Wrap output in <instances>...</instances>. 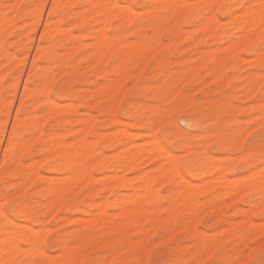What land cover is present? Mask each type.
I'll use <instances>...</instances> for the list:
<instances>
[{
    "label": "rangeland",
    "instance_id": "1",
    "mask_svg": "<svg viewBox=\"0 0 264 264\" xmlns=\"http://www.w3.org/2000/svg\"><path fill=\"white\" fill-rule=\"evenodd\" d=\"M13 1L14 2L16 1V3L14 4ZM50 1L51 0L47 1L46 6L43 10L44 11L42 13L43 15H41L42 19L40 18V22L38 24L39 28H36V30H34L31 27H35L36 23L35 25L32 24L33 25L32 26L31 22L34 23L35 21V19L33 18L35 14L33 8L34 10L37 9L36 7L39 5L38 0H21L20 2L19 0H0L1 18L4 15L3 13L8 11V9L4 7V5L9 4L10 6H20V5L33 6L32 8L24 7L19 9L18 14H17V9L14 7L12 9L13 15L11 16V17H15L14 20L11 17H9V19H11V22H9L10 20H8L7 24L2 22L3 19L0 20L4 26L3 27L0 24V28H1L0 39H3V43L2 41H0L2 43V45L0 43L1 45L0 46L1 47L0 79L3 77L0 80L1 83L0 100L4 97L0 101V107H1L0 131L1 130L4 131L3 133L4 136H2L3 139L2 138L0 139L1 140L0 158L3 152L2 150L4 149L3 147L5 146L6 143L5 141L9 134L8 131H10L9 129L11 128V124H12L11 122L13 121L14 118L13 114L15 115L16 113L15 110H17L18 107V102L20 100L19 95L21 96V92L23 88L22 85L25 84V81L27 80L29 82V87L33 90V93L31 96L29 95L26 97H22L23 100L21 99L22 101L20 103V113L24 121V128H22L21 131V133L23 132L22 133L23 137H21L20 135L19 140L20 142L21 140L22 141L25 140L27 143L29 142L30 144H29V148L27 147V149H22L21 151L22 153H20L21 154L20 156L22 163L30 164L33 162V164L36 167H39L40 172H42L43 174V178H39L33 182L30 181L28 187H26L28 183H25L27 185H24L25 187H23L22 189L21 187L23 186V184L21 185L20 183L21 185L20 186L18 185L17 182L20 180L22 181L25 180L26 182V179L21 177L19 167L18 166L15 167L16 163H14V165L13 163L10 165L2 164V162L0 163V174L1 175L3 174L2 177L0 176L1 177L0 203L1 202L3 203V200L5 198L10 200L14 199L16 202V213L9 212L7 214V219L9 221L13 220L14 223L11 222L4 224L5 216L0 215V227L4 228L5 230L12 231L14 228H17L16 224L18 223V225L22 227V229L28 230L29 226L26 227L24 225L29 224L30 227L33 228L32 230H34V232H36L37 228L39 231L41 227L42 231L44 232L47 231L58 232L61 236L64 237L69 236V234H71L73 237H76V234L79 233L77 231L80 230L82 233H86L90 235V237L82 243L87 249L89 248L88 249L89 252H94L96 250L101 249L102 246L107 245L108 246L107 251L111 253L112 245H116V247H120V245L122 244L123 248H121L120 250L126 252L129 260H135L137 257H140L141 256L140 247L145 245L150 239L156 240L157 243H159L160 240L168 241L171 239L175 244L178 245V247L176 248L177 255L184 256L192 260H195V257L197 256L193 254L194 253L193 251L195 250L196 242H198V240L200 239L203 240L204 242H208L209 245L214 241L210 246L213 248V250L215 248H220L223 258L228 261L238 259L241 255V252L245 249L247 245H254L255 249H258L261 244H264V239H261V236L264 235V232L261 231L262 229H264V208H262V205L264 204L260 200L261 192L260 190H257L259 188H256L254 186L256 184L255 182L260 183L259 180V173L261 171V168L259 167L260 161L256 160L252 164L244 165L242 163L243 157L240 158V156L238 155V149L236 148V147L239 148V146L235 143L230 146L226 144L225 145L220 144V146L218 147L219 144L216 141L212 142L211 140L208 141L206 145L203 146V148L202 146H200L202 142L201 137L203 136L204 133L202 131H204V129L207 127H212L216 125L213 119L219 120L222 117L226 119V122L221 126V128H224V132L228 136L226 138L228 140L230 139L233 140L234 137L239 135V131L242 127V124L246 123V121H241L240 119L241 116L251 117V119L253 120H257L260 118V113L258 111L259 108L258 103L257 104L252 103V98L254 96L256 97L257 101L259 100L258 92L260 89V84L264 83V81L261 80V73H260L258 60L254 58L250 53L241 51V49L244 47L243 45L244 42L239 50V53L237 52L239 55L238 54L237 56L234 55L235 58H229V56L228 58H226L227 57L226 54H228L226 53L227 52L226 46L233 41L242 40L240 35L241 31L238 28H236L235 25L236 23H234V20L236 18L238 20L239 18H241L240 16L242 12L239 11V8L237 7L235 9L230 10L236 12V15H228V13H225L224 15L218 16L217 19L219 21V24L216 22L217 28H215L213 31L215 32V34H211L209 31L201 29L202 23L199 21H192L191 23H183L185 18L182 20L176 19V21H174V17H166V16L162 18L154 17L155 10L150 9L149 12L148 11L149 8L144 7L145 5H152L153 0H129V5L135 4V7L132 8L133 13L130 12L129 17L131 19L125 21L127 23L123 25V23L121 22H123L124 20L123 19L121 20L119 18L121 20V22L119 21L120 22L119 23L117 21V18L119 17V15L122 16V13L120 11H116L114 15V17L116 18H113L114 21L113 20L111 21V27L112 29H114V31L112 29L111 31L107 30L108 35L105 37L104 35L105 28L101 24L102 17L101 15L92 12L93 7L89 5L91 4L90 3L91 0L89 1L72 0V3L68 2L69 0L68 1L58 0L60 3H63L61 4L62 6H60V8L56 9L55 11H51V12L47 8L49 7ZM122 2L123 1L121 0L120 3L122 4ZM181 2L183 4L185 3L203 4L204 0H200V1L181 0ZM241 2L243 5H246L248 8L250 7L260 8V6L264 4V1L262 3V0L261 3L260 0L259 1L223 0L222 2H220V4H234L239 6L241 5L240 4ZM66 4L67 5L69 4L70 7L66 6ZM220 4L218 5L216 4V5L219 6ZM247 7L245 8L246 10L248 9ZM76 10L78 11L76 12ZM214 10L215 9H213L212 13L215 12L214 15H216V10L215 11ZM2 11L5 12L2 13ZM74 11L75 13H77L76 17L72 16V12ZM153 11L154 14L152 13ZM81 13L84 14L83 16L81 15L82 18L81 21L79 22L77 18H79L78 15L80 16ZM149 15L150 16L154 15V16L152 18L151 17L147 18L146 16L149 17ZM99 17H101L100 20H98ZM129 17L127 19H129ZM45 19L46 22L44 23ZM27 20L31 21L28 22V25H30L31 27L30 26L28 27L27 22H25ZM58 20L60 21L59 25H61V27L63 28L64 33L63 32L61 33V30L60 32L56 31L57 33L55 32V36H53V34L51 35L50 33V28L55 26V23H58ZM149 20H150V27L149 24L147 26V22L149 23ZM12 22L13 24L11 25L10 23ZM42 23L44 24V26L42 25ZM117 23H119L120 25L119 24L117 25ZM151 24L153 25V29L155 26L156 31L151 28L152 27ZM115 25L116 27H114ZM64 27L66 28L64 29ZM148 27L153 30L152 33L153 38L151 34H149L151 33L152 30L149 31ZM42 29L43 31L41 32ZM67 29L69 30L66 38L65 32L67 31ZM7 30L8 32L16 33L15 39H6L8 35ZM28 30L30 31L28 32ZM144 30H146V32H143ZM253 30H250L252 31L251 33L254 32ZM101 31L105 37V38L103 37L102 39V35H101V40L102 41L110 40L112 44L111 48L115 46L116 48L115 47L113 48L117 49L118 46L119 49L116 50L115 52L113 50L112 54H109L110 56L108 60L105 61V63H102V61L104 60V56H106V53L100 57L99 62L96 63L95 61L94 64V62H90V61H93L94 59L96 60L97 58L93 59V57L90 56V58H92L93 60H90L89 58L90 60L89 61L87 60V58L83 59L82 55L85 54L84 53L85 51L88 52L89 50L91 52V49L93 47V41H95L96 38L95 35L98 33L97 36H99L101 34ZM194 31H196L197 37H194L195 34ZM2 32L4 33L2 34ZM161 32L164 33L171 32L173 33V36L171 39L164 37L165 42L163 44H160ZM189 32L191 34L194 33L192 36L194 38L189 36L190 34ZM58 33L59 34L61 33L62 36L61 35L59 36ZM77 34H80L81 36L80 35L77 36ZM82 34H84L83 37ZM143 34H145V36ZM2 35H4L5 37ZM149 35L153 40L149 37ZM259 35L260 32L257 35H255L254 33L252 38L255 39ZM147 37L151 39L150 40L151 44L150 43H149L150 45L148 44L150 48L149 49L147 48L148 51L145 49L147 55L143 56L142 54L139 55L138 57L136 56L137 59L133 58L134 60H132L130 66H128L129 65L128 61L130 60L126 59L127 60L126 63V60H124V58L123 59L120 58L119 56V55H122V57L124 56V52L122 50H125L124 48L127 47L123 44V41L127 42L130 40L132 41L133 39L140 41L142 39H145L144 41L147 42L148 41ZM217 38H220L221 41H219V39ZM81 39L83 45L82 47H81V43H79V41L81 42ZM32 40H34L33 43H31ZM36 42H38V45H42V47L41 46L39 47V50H41L40 52L42 53L38 54L39 58H37V62H36L38 66L34 69V71L33 70L30 71L31 73L28 74L29 72L28 67L30 66L29 63L30 60L32 61L31 58H33L34 55L33 51H35L34 49L36 48ZM78 45H80V47ZM43 46H45V49ZM224 47L226 50H224ZM29 48H31V50ZM3 51L7 52V54L11 56H7L6 54L3 55L5 53V52L3 53ZM153 51L155 52L153 53ZM150 53L153 55H151L147 60ZM213 53H215L216 56L219 55L220 58H223L225 60V61L221 60L224 63L223 67L229 65L226 67V69L224 67L225 70H223L227 72L223 73L222 71L221 78L218 79H214L212 75L208 72L210 70L209 68H211L209 66H212V64L214 65L215 63L211 60H208L207 63L206 62L207 59H205V55H212ZM26 55L27 57L25 58ZM146 56L147 58L144 60ZM63 57L65 59H63ZM199 57L201 59L204 58L205 60L204 59L203 60L205 62L199 59ZM8 58H10V60H7ZM22 60H26V61H22ZM122 62L126 63L125 65L129 69V72L127 73V75L124 74V77L120 78L121 76L120 75L118 78L119 73L117 71L119 70L118 68L121 67ZM142 62H144L145 65H142L144 64ZM191 63H193V65L197 64V66L196 65L193 66L192 70H189L186 73V70L184 69H186L187 66ZM99 65H101L102 67H100ZM140 65L142 67L139 70ZM46 67L47 68L49 67L48 70L46 69ZM99 70H101V72ZM162 70L164 72L167 71V74L169 75L168 80H166L165 82L162 81ZM51 71H52L51 74L52 77L48 76L50 75ZM120 74H122V72ZM187 74L188 76L189 75L190 76L189 77L186 76ZM248 75L249 77L250 76L253 77V80L249 82V86L246 85L244 82V78L246 76L248 77ZM185 76L188 78L185 79ZM17 78L21 80L20 82L21 86L19 83L18 85L19 87H16L17 89L15 90L13 83L14 81L17 80ZM116 80H118V85L116 84L117 87L116 86H115L116 88L113 87L115 88L113 90L111 88V90L113 91V92L111 91L112 95L110 92H109L110 95L106 93L108 96H106V94H103L104 97L102 99H101L102 94L101 96L95 95L96 93L94 92L96 89L108 91L110 87L107 86L109 84L113 86V84L116 83ZM41 81H44L45 83ZM42 84L43 85L45 84L46 86L45 85L43 86ZM48 84H49V89H47ZM156 87L158 88L157 90L155 89ZM122 89L123 91L121 92ZM91 92H93L94 94ZM120 92L122 93L121 95ZM47 95H49L50 99L56 102L59 106L56 105L53 111L48 115V117H46L45 120L42 121L41 119L45 117L44 112L47 104L46 103ZM177 95H183L185 97L186 102L183 105H181L180 108L173 109L169 107V102H171L174 99V97H176ZM12 97L16 99V102L14 99L13 101L14 106H12L11 107L12 110L10 109L9 111L10 119L8 118V120L10 122L7 120V123L4 124L3 120H5L7 115L6 108H4V102L10 100V98ZM117 97H119V100H117L118 99ZM193 97H198V99L193 100ZM128 101L131 102L128 103ZM224 102L225 103L227 102L231 105V113L226 116L223 114V106L225 105ZM72 103H74L75 106ZM63 104H65V106ZM116 104L117 107H115ZM139 104H142L147 109H150V115L154 117V119H152V122H154V124L151 123V125L152 128L156 129V130L153 129L155 130V132H157V128H159L161 125L174 129V131H172L168 135L169 140H164V144L166 145L167 149H169V151L172 154L176 155V157L178 158L180 170L181 172H183L182 174L186 176L185 177L186 181L192 184L194 190H197L198 188L197 185H200L202 181L204 183V181L207 180L208 178L212 179V177L214 178V176H216V174H208V173L207 174L200 173L196 176H190L188 172L185 170V167H183L182 161H184L186 157L191 156L192 161L195 163L198 156L197 152L203 150L205 156L213 155V158L215 159L217 157L216 161H214L215 159L213 160V164L215 167L212 166L210 167L212 171L217 170L219 168V165L217 166L216 164L217 162L218 164L220 163L222 164L220 165V167L221 166L223 167V164H225L224 166L230 169V170L227 169L228 170L227 178L229 179L228 182H230V184L229 183L228 184L231 185L233 188L242 189V192L239 195L240 198L238 197L237 199L236 197L235 199V196L233 194H230L228 192H226L227 194L224 193V191H226V188L224 189L223 188L224 186L221 185L215 187L213 194H210L208 190L206 191L204 190L202 192L198 191L194 193L195 195L193 194V197H196L197 199V203L194 206L195 223L192 218L188 219V217L181 212L184 206L183 204L182 206L181 204H179L178 206V208H180V210L178 211L179 214L177 213L176 216H174L175 218L173 217L172 220V218H170L168 215L169 211L166 206L172 202L173 204L175 202H176L175 204H177V200H175V198L179 199L178 203H180L181 198L184 194L183 190L185 187L184 184L186 182L185 181L178 182L173 178L168 179L167 177H165V175H163L161 166L168 165V163L165 162L164 158H163L164 161L161 158H152L150 160L143 159L138 163V166L135 169L125 172L124 175L127 180L131 181L133 177L136 176V174L138 175L143 171H145L146 174H148L151 177L152 185L150 188L151 190L153 189L152 191H154V195H158V194L160 195L157 196V199L155 196L154 199L155 201L150 203V208H152L151 206H154V208H152L149 212H147L148 214L147 213L143 214L141 211L135 209H131V211H129V216L133 220L132 225L128 223V226L123 231L120 237V235L118 234L119 232L114 231L115 229L113 230L114 225L120 221V218L116 217V213L119 212V210H122L123 208L129 209V207L131 208L132 205L127 203L125 200H122L117 205V203L115 202V198L116 199L119 197L125 198L127 194H130L132 192V190L115 189L110 191V189L106 187L111 182L117 179V178H112V179L109 178L108 175L109 174L111 175L112 173H114V171L110 169L109 167L110 163L107 162L108 161L110 162L112 160V157L116 153L126 148L131 139H133L134 141L136 140V143L138 142L139 145L140 144L142 145L143 143L145 144L144 142L145 140H148L150 138L148 133V125H147L148 122L139 123L140 112L135 108ZM68 105L69 106L72 105L74 108L73 107L68 108ZM190 105L192 106L191 108ZM161 108H165L169 112V119L166 120L165 122H162L163 119L162 121H160L161 118L159 116L160 115L159 111ZM254 109H257V114L255 116H252V112ZM114 111L116 113L115 115L118 116L117 118H119L120 121L122 120V122L116 120L117 118L113 114ZM198 111L200 114H198ZM182 112L184 113L183 116L185 115L192 116L198 114L199 124L196 127H186L183 121L181 120V117H183L181 116ZM209 115H213V118H211ZM71 117L76 122L75 121L71 122L72 120ZM90 117L93 118L90 120L93 121L92 122L93 127L94 129H96L98 136L101 139V142H103L102 144L106 143V145H103V152L107 154L108 157L105 154L104 155L108 159H105L104 161L105 163L102 165L100 169L98 168L96 169V167L94 166L92 167L91 172L94 175V179L91 183L89 182L85 188L78 187L77 190L75 187L72 189L75 192H72L73 194L70 195L72 201L71 204L67 206H62L63 208L60 207L58 209L51 208V209L43 210L44 207L41 206L43 204L42 201L47 200L46 197L44 196V190H45L44 187H46L45 181H47L49 177L52 178L55 177L56 175H57L56 177L66 176L68 171L64 170L57 172L51 169L52 167L51 162L48 163L49 165L48 164L43 165L41 161L42 158L44 157V155H46V152L48 153V151L50 150L52 141L54 142L57 140L60 141L64 140L66 142L69 141L72 142L77 136V132L75 134L73 133L69 134L70 130L72 131L74 129L76 130L81 128L83 126L82 124L83 122H81L82 119L84 122H87ZM177 117L180 118L179 121L177 120ZM77 118L79 121L76 120ZM86 118L88 119L87 121H85ZM34 119L36 120L39 119V121L41 120L42 123L40 127L39 124L32 125V120ZM125 122L129 124V128L130 131H132V133L140 132L139 133L140 136L138 135V133L135 134L136 136L133 137L130 136L131 134L128 135L127 133H125L126 136L123 135L124 133H122L119 130L121 127L124 126ZM71 123L72 124L75 123V124L72 125ZM40 128L43 132L41 131L39 134L37 132L38 129ZM229 133L232 136H229L228 135ZM53 134H57L58 136ZM85 136L87 137L88 140L90 139L92 140L94 138L92 137L93 134L91 130H88ZM182 137L183 138L185 137V139L187 138L186 140L188 141L189 146H194L196 148L197 151L194 152L195 154L190 153V151L188 152L189 148L182 146L181 144ZM177 138L179 139L177 140ZM110 139H113L112 140L113 145ZM207 144H209L210 146L209 145L207 146ZM136 147H138V144ZM29 150L31 152H28ZM205 151L210 153L211 155L206 154ZM112 154L113 156H111ZM228 156L231 158L230 160L227 159ZM221 157L222 159L218 160ZM228 162L229 163L231 162L230 163L231 165ZM10 166L12 167L10 168ZM7 168L13 170H9L8 172ZM252 169H254V171H252ZM4 170H6L7 172ZM145 172H143V174ZM117 173L118 175L119 174L122 175V171L120 170L117 171ZM239 177L240 180L241 178H243L244 182L243 179L240 182L239 181L237 182L236 178L239 179ZM253 177L256 178V181L254 183H251V186H248L250 179ZM214 180L215 179H213V181ZM240 183L246 185L244 186L242 184L243 185L242 186ZM137 184L138 183L134 184V186L135 185L137 186ZM247 187H249L250 190H252L253 188V190L250 191L249 189H246ZM254 187L256 188L257 191L254 190L255 189ZM17 191L20 192L18 193ZM121 191L123 192V194H119L122 193ZM216 192L217 194H215ZM9 193L11 195H8ZM173 196H174V200L172 199ZM209 197L212 200H210ZM101 199L108 201L107 210L108 213L110 214L109 219L106 222L110 230L106 234H100L99 232L102 230L100 228L95 227L94 230L93 229L91 230L92 227L88 226V223L90 221H98L100 218L101 208H102L100 203L103 201ZM39 201H41L42 204ZM92 203H94L95 205ZM235 205L237 206L234 207ZM27 206L29 207L27 208ZM155 206L157 207L159 206L158 218L155 217V215L157 214V208ZM34 208H36V210L32 211V209ZM39 211H41V213ZM238 212L241 213L238 214ZM250 212L252 213L249 216ZM245 213L251 218L250 220L252 221V224L250 223L249 225L248 221L242 220L243 216L246 215ZM253 213H255V215H253ZM27 215H29V218L25 219L28 217ZM20 227H18V229ZM247 227H249V230L255 229V231H250L251 236L250 238L248 237L249 239H245V238L243 239L241 238L242 233L244 228L246 229ZM200 230L202 232L204 231L205 233L202 232L200 233ZM162 232H166V235H161ZM126 233L128 234L126 235ZM197 233L203 234L201 235L203 238L201 236L195 237L199 235V234L197 235ZM228 234L231 235L228 236ZM158 236L159 239H157ZM257 241H259V243H256ZM128 242H129L128 244L129 246L126 244ZM21 245H22L21 248L23 247L22 248L23 250L26 249L24 250V252L25 251L28 252L27 246L29 245L23 242L21 243ZM0 247L3 248V246L1 245ZM2 248L0 250H2ZM15 251L16 249L13 250V252ZM252 251H254L253 248H248V252H252ZM45 252L47 254L46 257L48 258L50 257L53 258L54 253L55 255L59 253L58 251L52 248H46ZM5 254L7 255V253L3 251L1 256H5ZM14 258L16 262L18 261L20 264H25L26 262L25 261L26 258L21 253L18 254L17 252L14 255ZM249 258L250 257L248 256V254L245 253L243 259L248 260ZM37 259L38 258L34 256L33 259L34 262L37 261ZM99 259H107L110 261L112 259V255H107V256L102 255L99 257Z\"/></svg>",
    "mask_w": 264,
    "mask_h": 264
},
{
    "label": "bare ground",
    "instance_id": "2",
    "mask_svg": "<svg viewBox=\"0 0 264 264\" xmlns=\"http://www.w3.org/2000/svg\"><path fill=\"white\" fill-rule=\"evenodd\" d=\"M21 0H19V2H20ZM40 1L41 0H38V2H39V5L36 7L37 9H35L34 10V8H33V11H35V14H34V12H33V14H34V19H35V21H34V23H32L31 21H25V22H27V25H28V22H31V25L33 24V25H35V23H36V26L35 27H31L30 25H28V27L30 26L32 29H34V30H36V28H39L38 27V24H39V22H40V18L42 19V17H41V15H43L42 13L44 12L43 10H44V8H45V6H46V3H47V1L48 0H42L41 1V3H40ZM66 1H68V0H66ZM89 1V0H88ZM87 1V2H88ZM123 2H122V5H129V0H122ZM200 1V0H199ZM223 0H204V2H207V3H214V4H220V2H222ZM257 1H259V0H257ZM263 1L264 0H262V3H263ZM14 2V1H13ZM68 2H71L72 3V0H69ZM74 2V1H73ZM85 2V1H84ZM121 2V0H91V4H89V5H91L92 7H93V10H92V12H94L95 14H98V15H101V17H102V19H101V17H99V19L98 20H100L101 19V24H102V26L105 28L104 30V32H105V37L108 35L107 34V30L108 31H111V29H112V27H111V21L113 20V18H116V17H114V15H115V12L113 11V9H112V5H114V4H121L120 3ZM185 2V1H184ZM187 2V1H186ZM189 2V1H188ZM204 2H203V4H204ZM16 3V1L14 2V4ZM201 3V2H200ZM259 3V2H258ZM260 3H261V0H260ZM17 4H18V2H17ZM16 4V5H17ZM61 4H63V3H60L58 0H51L50 1V4H49V7H47L48 9H49V11L51 12V11H55L56 9H58V8H60V6H62ZM181 4H183L182 2H181V0H153V2H152V5H181ZM240 4H242V2L240 3ZM9 5V4H8ZM48 5V4H47ZM64 5H65V2H64ZM73 5V4H72ZM66 6H69V4L67 5L66 4ZM70 7V6H69ZM258 7H259V5H258ZM248 8V7H247ZM256 8V9H255ZM255 8H248L247 10L245 9L244 10V12H242V14H241V18H239V20L237 19H233L234 20V23H236L235 25H236V28H238L240 31H243V35H241V41H233V42H231V43H229L227 46H226V49H227V52L226 53H228V54H226L227 55V57L226 58H228V56H229V58H235L234 57V55L235 56H237V54L239 53V50H240V48H241V46H242V44H243V42H244V40L246 39V37H248V35L252 32V31H250V30H253L254 32L253 33H255V35H257L260 31H259V29L257 28V25L260 23V19H261V6H260V8H257V7H255ZM150 9H152V8H149V12H150ZM6 10V9H5ZM32 10V9H31ZM87 10H88V8H87ZM155 10V16L154 17H157V18H162V17H174V21H176V19H179V20H182V19H184V18H186V15H187V12H184V11H181V10H179L178 8H164V7H160V8H155L154 9ZM78 10H76V12H77ZM133 11V9L131 8V9H127V10H123V11H120L121 13H122V16H120L119 15V17L117 18V21L119 22H121V20L123 19L124 21L123 22H121V23H123V25L125 24V23H127V22H125V21H128V20H130L131 18L129 17L130 16V12H132ZM213 11V10H212ZM215 11V10H214ZM3 12H5V11H2V13ZM15 12V11H14ZM91 12V13H92ZM146 12V11H145ZM93 13V14H94ZM133 13V12H132ZM131 13V14H132ZM153 14H154V11L152 12ZM4 14V13H3ZM32 14V15H33ZM83 14L84 13H81L80 14V16L78 15V17L79 18H77L78 20H79V22L81 21V15L83 16ZM213 15L215 14V12H213L212 13ZM238 14H240V13H238ZM13 15V14H12ZM98 15H97V17H98ZM117 15V14H116ZM1 16V15H0ZM4 16V15H3ZM72 16L73 17H76L77 16V13H75V11L74 12H72ZM85 16V15H84ZM91 16H92V14H91ZM132 16V15H131ZM152 15L150 16L149 15V17L148 16H146L147 18H152L153 17ZM238 16V15H237ZM129 17V19H127ZM145 17V16H144ZM236 17V16H235ZM1 18V17H0ZM12 18V17H11ZM32 18V19H33ZM59 18V17H58ZM121 20H120V19ZM146 18V19H147ZM233 18V17H232ZM231 18V19H232ZM3 19V17L0 19V20H2ZM57 19V18H56ZM119 19V20H118ZM127 19V20H126ZM10 21L9 22H11V19H9ZM232 20V21H233ZM13 21V20H12ZM33 21V20H32ZM55 21V20H54ZM114 21V20H113ZM2 22H4V20H2ZM46 22V19H45V21H44V23ZM60 21L58 20V23H55V26H53L52 28H50V33H51V35L53 34V36H55V32L57 31V32H60V30H61V33L64 31L63 30V28L61 27V25H59L60 23H59ZM119 22V23H120ZM221 22V21H220ZM23 23V22H22ZM119 23H117V25L119 24ZM0 24H1V26H3V24L1 23V21H0ZM11 25L13 24V22L12 23H10ZM25 24V23H24ZM23 24V25H24ZM30 24V23H29ZM57 24V25H56ZM148 24H149V27H150V20H149V23L147 22V26H148ZM179 24H180V21H179ZM218 24H219V22H218ZM11 25H10V27H11ZM16 25V24H15ZM22 25V26H23ZM32 25V26H33ZM42 25L44 26V24L42 23ZM120 25V24H119ZM152 25V24H151ZM146 26V27H147ZM4 27V26H3ZM42 27V26H41ZM99 27V26H98ZM97 27V28H98ZM102 27V28H103ZM114 27H116V25L114 26ZM148 27V28H149ZM230 27V26H229ZM235 27V26H234ZM59 28V29H58ZM66 27H64V29H65ZM102 28H101V30H102ZM152 29H153V25H152V27H151ZM215 28H217L216 27V22L215 21H213V20H211V19H208V20H205L203 23H202V26H201V29H204V30H207V31H209L211 34H215V32H213L214 31V29ZM1 29V28H0ZM31 29V30H32ZM152 29H148L149 31L150 30H152ZM156 28H155V26H154V29L153 30H155ZM194 29V28H193ZM3 30V29H2ZM59 30V31H58ZM68 30L69 29H67V31L65 32V37L67 38V33H68ZM100 30V29H99ZM113 31H114V29H112ZM153 30L151 31V33H149V34H151V36H152V38H153V35H152V33H153ZM198 30H199V28H198ZM235 30V29H234ZM256 30V31H255ZM4 31V30H3ZM10 31V30H9ZM30 30H28V32H29ZM43 31V29L41 30V32ZM70 31H71V29H70ZM69 31V32H70ZM156 31V30H155ZM193 31V30H192ZM5 32V31H4ZM4 32H2V34L4 33ZM56 32V33H57ZM103 32V33H104ZM143 32H146V30H144ZM202 32V31H201ZM7 33H8V30H7ZM61 33L59 34V36L61 35ZM64 33V32H63ZM111 33V32H110ZM190 33V32H189ZM193 33V32H192ZM195 33V34H194ZM194 37H197L196 36V31H194ZM210 33H208V34H210ZM72 34V33H71ZM70 34V35H71ZM81 34V33H80ZM80 34H77V36H79ZM98 34V33H97ZM97 34L95 35L96 36V38H95V41H93V47H92V49H91V52L88 50V52L87 51H85L84 53L85 54H83L82 55V58L83 59H86L87 58V60H89V58H90V56H92L93 57V59L94 58H97L96 60L94 59H92V58H90V60H93V61H90V62H94V64H95V61H96V63L97 62H99V59H100V57L103 55V54H105L106 53V56H104V60L102 61V63H105V61H107L108 60V58H109V54H112V52H113V50H114V52L116 51V50H118L119 48H118V46H117V49H115L116 47L115 46H113V47H115V48H111V42H110V40H107V41H102L101 40V35H102V39H103V37H104V35L102 34V31H101V34L99 35V36H97ZM193 34H189V36L190 37H192L193 36ZM144 36H145V34H143ZM203 35V34H202ZM207 35V34H206ZM2 36H4V35H2ZM40 36V35H39ZM58 36V37H59ZM62 36V35H61ZM81 36V35H80ZM84 36V34H82V37ZM5 37V36H4ZM104 37V38H105ZM149 37H150V35H149ZM181 37V36H180ZM194 37H192V38H194ZM199 37V36H198ZM219 37V36H218ZM89 38V37H88ZM148 38V37H147ZM146 38V39H147ZM151 38V37H150ZM150 38H148V43L146 42V41H144L145 39H142V40H140V41H138V40H130V41H123V44L125 45V46H127V47H125L124 49L125 50H122L123 52H124V56L122 57V55H119L120 56V58H124V60H130V61H128L129 62V65L128 66H130V64H131V61L132 60H134L133 58H135V59H137V57L139 56V55H142L143 54V56H145V55H147L146 54V50L148 51V49L150 48L149 47V45L151 44L150 43V40L152 39H150ZM255 38V37H254ZM33 39V38H32ZM65 39V38H64ZM217 39H219V41H221V39L220 38H217ZM153 40V39H152ZM200 40V39H199ZM0 41H2V43H3V39H0ZM33 41L34 40H32L31 41V43H33ZM36 41H37V39H36ZM217 41V40H216ZM1 43V42H0ZM2 43H1V45H2ZM79 43H81V47L83 46L82 45V39H81V42L79 41ZM78 43V44H79ZM84 43V42H83ZM113 43V42H112ZM150 43V44H149ZM60 44V43H59ZM120 44H122V43H120ZM149 44V45H148ZM0 45V46H1ZM123 45V46H124ZM244 45V44H243ZM42 47V45H38V42H36V48L34 49L35 51H33L34 53V55H33V58H31L32 59V61L30 60V66L28 67L29 68V72H28V74L29 73H31L30 71H34V69L38 66L37 64H36V62H37V58H39L38 57V54H40V53H42V52H40L41 50H39V47ZM79 47H80V45H78ZM121 46V45H120ZM163 46V45H162ZM161 46V47H162ZM44 47V49H45V46H43ZM76 47H77V44H76ZM160 47V48H161ZM221 47V46H220ZM32 48H34V47H32ZM148 48V49H147ZM223 48V47H222ZM30 50H31V48H29ZM76 49V48H75ZM111 49H112V51H111ZM146 49V50H145ZM172 49V48H171ZM225 49V47H224V50H226ZM0 51H1V47H0ZM6 51V50H5ZM5 51H3V53L5 52ZM31 52V51H30ZM87 52V53H86ZM155 51H153V53H154ZM238 52V53H237ZM58 53V52H57ZM75 53V52H74ZM145 53V54H144ZM7 55V56H11V55H9V54H7V52H5L3 55ZM108 54V55H107ZM151 55H153V54H149V56H148V58H147V56L144 58V60L147 58V60L149 59V57L151 56ZM239 55V54H238ZM81 56V55H80ZM84 56V57H83ZM137 56V57H136ZM218 56V57H217ZM216 56V54L215 53H213L212 55H205V59H207V63H208V60H211V61H213L215 64L213 65L212 64V66H209V67H211V68H209L208 70V72L212 75V77L214 78V79H218V78H221V75H222V71L223 70H225L226 69V67L227 66H229V65H227V66H224L225 67V69H224V67H223V62L222 61H225L223 58H220L219 57V55H217ZM3 57H5V56H3ZM15 57V56H14ZM27 57V55L25 56V58ZM65 57V56H64ZM63 57V59H65ZM11 58H13V57H11ZM20 58H22V57H20ZM81 58V57H80ZM107 58V59H106ZM132 58V59H131ZM201 58H202V56H201ZM200 57H199V59H201ZM237 58V57H236ZM63 59H61V60H63ZM103 59V58H102ZM106 59V60H105ZM204 59V58H203ZM203 59H201L202 61H204ZM7 60H10V58H8ZM127 60H126V63H127ZM143 60V61H144ZM222 60V61H221ZM22 61H26V60H22ZM202 61H201V63H202ZM20 62H21V60H20ZM146 62V61H145ZM205 62V61H204ZM125 62H122V65H121V67L120 68H118L119 70L117 71L119 74H118V78H119V76H120V78H122V77H124V74H126L127 75V73L129 72V69L127 68V66L125 65L126 64ZM142 63H144V62H142ZM212 63V62H211ZM226 63V62H225ZM10 64V63H9ZM15 64V63H14ZM21 64H22V62H21ZM51 64V63H50ZM91 64V63H90ZM90 64H88V65H90ZM94 64H92V65H94ZM121 64V63H120ZM195 64V63H194ZM12 65V64H11ZM24 65H25V63H24ZM28 65V64H27ZM55 65V64H54ZM124 65V66H123ZM142 65H145V63L144 64H142ZM196 66H197V64H195ZM195 65H193V63H191V64H189L188 66H187V68L186 69H184V70H186V73L189 71V70H192V68H193V66H195ZM232 65V64H231ZM16 66V65H15ZM47 66H49V65H47ZM100 67H102L101 65H99ZM200 66V65H199ZM14 67V66H13ZM27 67V66H26ZM50 67H51V65H50ZM91 67V66H90ZM142 66L140 65L139 66V70H140V68H141ZM49 68V67H48ZM48 68L46 67V69L48 70ZM104 68V67H103ZM126 68H127V70H126ZM101 69V68H100ZM47 70H46V72H47ZM51 70V69H50ZM207 70V69H206ZM229 70V69H228ZM100 72H101V70H99ZM119 71H121L122 72V74H120L121 72H119ZM126 73H125V72ZM192 72V71H191ZM225 71H223V73H224ZM227 72V71H226ZM225 72V73H226ZM72 73V72H71ZM172 73V72H171ZM193 73V72H192ZM208 73V74H209ZM43 74H45V73H43ZM51 74H52V71L50 72V75H48V76H51ZM207 74V73H206ZM209 74V75H210ZM125 75V76H126ZM30 76V75H29ZM186 76H188V74L186 75ZM185 76V79L186 78H188V77H186ZM224 76V75H223ZM52 77V76H51ZM168 77H169V75L167 74V71L166 72H164L163 70H162V81L163 82H165L166 80H168ZM175 77V76H174ZM226 77V76H225ZM3 78V77H2ZM1 78V79H2ZM48 78H50V77H48ZM140 78V77H139ZM177 78H179V77H177ZM0 79V80H1ZM171 79V78H170ZM183 79H184V77H183ZM45 80V79H44ZM49 80H51V79H49ZM48 80V81H49ZM118 80H120V79H118ZM118 80H116V83L115 84H113V86L112 85H108L107 87H110L109 89H108V91H105V90H98V89H96L95 90V92L94 93H96L95 95H97V96H101V94H102V97H101V99L104 97L103 96V94H106V93H108L109 94V92L111 93V95H112V90L113 89H115L116 87H117V85H118ZM251 80H253V77H249V75H248V77L246 76L245 78H244V82H245V84L246 85H248L249 86V82L251 81ZM161 81V80H160ZM21 82V80L20 79H18L17 78V80L16 81H14V83H13V85H14V87H15V90L17 89L16 87H19L18 85H19V83ZM41 82H44V81H41ZM45 83V82H44ZM111 83H113V82H111ZM162 83V82H161ZM1 84V83H0ZM117 84V85H116ZM165 84V83H164ZM43 85V84H42ZM45 85V84H44ZM43 85V86H44ZM20 86H21V83H20ZM42 86V87H43ZM46 86V85H45ZM104 86V85H103ZM112 86V87H111ZM116 86V87H115ZM152 86V85H151ZM22 92H21V96L19 95V102H18V107H17V110H15L16 111V113H15V115L13 114V116H14V118H13V121L11 122L12 124H11V128L9 129L10 131H8V136L7 135H5V136H7V139H6V143H5V146L3 147L4 149L2 150L3 152H2V154H1V158H0V163L2 162V164H6V165H10V164H12L13 163V165H14V163H16L15 164V167H19V170H20V175H21V177H23V178H25L26 179V182H25V180L24 181H22V180H20V181H22V182H24V183H22V182H20V181H18L17 183H18V185H20V183H21V185L23 184V186L21 187L22 189H23V187H25L24 185H27V184H25V183H28V185L26 186V187H28L29 186V182L30 181H35V180H37V179H39V178H43V174H42V172H40V169H39V167H36L34 164H33V162L32 163H30V164H24V163H22V161H21V154L20 153H22L21 151H22V149H27V147L29 148V142L27 143L25 140H21V142H20V140H19V138H20V135H21V137H23V135H22V133H21V131H22V128H24V121H23V119H22V117H21V113H20V103H21V101L23 100V98L22 97H26V96H31L32 95V93H33V90L29 87V82L26 80L25 81V84H23L22 85ZM39 87V86H38ZM40 87H41V85H40ZM105 87V86H104ZM103 87V88H104ZM113 87H115V88H113ZM98 88V87H97ZM106 88V87H105ZM111 88H112V90H111ZM19 89V88H18ZM47 89H49V84H48V88ZM46 89V90H47ZM131 89V88H130ZM144 89V88H143ZM156 90L158 89L157 87L155 88ZM94 90V89H93ZM48 91V90H47ZM105 91V92H104ZM112 91V92H111ZM114 91H116V90H114ZM123 91V89L121 90V92ZM98 92V93H97ZM120 92V95L122 94ZM164 92H166V91H164ZM47 93V92H46ZM91 93H93V92H91ZM93 93V94H94ZM92 94V95H93ZM1 95V94H0ZM94 95V96H95ZM110 95V94H109ZM89 96H90V94H89ZM106 96H108L107 94H106ZM106 96H105V98H106ZM2 97V96H1ZM15 97V96H14ZM14 97H12V98H10V100H5L6 102H4V108H6V111H7V115H6V118H5V120H3L4 121V124H6L7 123V120H8V118L10 119V115H9V111H10V109H11V107L12 106H14V103H13V101H14ZM21 97V98H20ZM119 97H121V96H119ZM119 97H117L116 99L117 100H119ZM4 98V97H3ZM2 98V99H3ZM17 98V97H16ZM100 98V97H99ZM1 99V100H2ZM22 99V100H21ZM189 99V98H188ZM0 100V101H1ZM33 101V100H32ZM35 101V100H34ZM46 107H45V117L43 118V119H41L42 121H44L45 120V118L46 117H48V115L53 111V109H54V107L56 106V105H58L56 102H54L52 99H50V97H49V95H47V97H46ZM62 101V100H61ZM167 101V100H166ZM15 102H16V99H15ZM225 103V102H224ZM67 104V103H66ZM72 104H74V103H72ZM118 104V103H117ZM117 104H116V106L115 107H117ZM16 105V104H15ZM34 105V104H33ZM37 105V104H36ZM64 106H65V104H63ZM77 105V104H76ZM17 106V105H16ZM23 106V105H22ZM59 106V105H58ZM74 106H75V104H74ZM88 106V105H87ZM69 107H73L72 105L71 106H69L68 105V108ZM77 107V106H76ZM181 107V106H180ZM179 107V108H180ZM1 108V107H0ZM22 108V107H21ZM74 108V107H73ZM140 113H143V112H145V110H147L148 111V113H149V115H150V109H147L144 105H142V104H139L138 106H136L135 107ZM77 109V108H76ZM119 109V108H118ZM12 110V109H11ZM113 111V110H112ZM152 113V112H151ZM231 113V105L229 104V103H225V105L223 106V114L226 116V115H228V114H230ZM113 114L115 115L116 113H115V111L113 112ZM159 116H160V121H162V119H163V121L162 122H165L166 120H168L169 119V112L167 111V109H165V108H161L160 109V111H159ZM177 114V113H176ZM198 114H200L199 113V111H198ZM198 114H196V115H192V116H183V117H181V120L183 121V123L185 124V126L186 127H196L198 124H199V117H198ZM8 115H9V117H8ZM47 115V116H46ZM116 116V115H115ZM211 118H213V115H209ZM118 116H116V118H117ZM180 117V116H179ZM222 117V116H221ZM72 118V117H71ZM70 118V119H71ZM176 118V117H175ZM65 119V118H64ZM90 119H93V118H89V120L86 118V120L85 121H87V122H84L83 121V119H82V121L81 122H83L82 124H83V128L81 127V128H79V129H74V130H70V133L69 134H75L76 132H77V136L75 137V139L71 142V141H69V142H66V141H64V140H57V141H52V144H51V148H50V150L48 151V153L46 152V155H44V157L42 158V164L44 165V164H48L49 162H51V164H52V167H51V169H53V170H55V171H64V170H67L68 171V173L66 174V176H63V177H60V176H58V177H49L48 178V180L47 181H45L46 182V187H44L45 188V190H44V196L46 197V199L47 200H45V201H42V203H41V201H39L41 204V206L42 207H44L43 208V210L45 209H51V208H56V209H58V208H63L62 206H67V205H69V204H71L72 203V201H71V197H70V195L71 194H73L72 192H75L74 190H72L73 188H75L76 187V189L79 187V188H85L87 185H88V183L90 182H92L93 181V179H94V175L92 174V172H91V169H92V167L94 166V167H96V169L98 168V169H100L101 167H102V165L105 163L104 161H105V159H108V158H106V156H107V154H105L104 152H103V145H106V143L105 144H102L103 142H101V139H100V137L98 136V133H97V131H96V129H94V127H93V124H92V122L93 121H91ZM95 119V118H94ZM41 120L39 121V119L38 120H36V119H34V120H32V125H38L39 124V127L41 126ZM72 120H73V118H72ZM71 120V122H74L75 120H73L72 121ZM77 121H79L78 120V118L76 119ZM81 120V119H80ZM117 121H120L119 120V118H117L116 119ZM238 120V119H237ZM9 121V120H8ZM64 121V120H63ZM137 121V120H136ZM213 121H214V123L216 124V125H214V126H212V127H207V128H205L204 129V131H202V132H204L203 133V136L201 137L202 138V142H201V145L200 146H202V148H203V146H205L206 145V143L208 142V141H211L212 140V142L214 141H216L219 145H218V147L220 146V144L221 145H233L234 144V142H233V140L232 139H230V140H228L226 137H228L227 135H226V133L224 132V128H221V126L226 122V119L224 118V117H222V118H220L219 120H214L213 119ZM10 122V121H9ZM8 122V123H9ZM76 122V121H75ZM120 122H122V120L120 121ZM147 123V125H148V133H149V139L148 140H145L144 142H145V144L143 145H139V143L137 142L136 143V140L134 141L133 139H131L130 141H129V144H128V146L126 147V148H124L122 151H119L118 153H116L114 156H113V154L111 155V156H113L112 157V160L109 162L108 160V162L107 163H110L109 165V167H110V169L112 170V171H114V173H112L111 175L109 174L108 176H109V178L110 179H112V178H117L116 180H114L113 182H111L109 185H107L106 187H108V189H110V191L111 190H115V189H117V190H124V189H128V190H132V192L130 193V194H127L126 195V197L125 198H121V197H119V198H115V202L117 203V205H118V203H120L122 200H125L127 203H129V204H131L132 206H131V208L129 207V209H125V208H123L122 210H119V212H117L116 213V217H119L120 218V221L119 222H117L115 225H114V228H113V230L114 231H117V232H119L118 234L120 235V237H121V234L123 233V231L126 229V227L128 226V223H130L131 225H132V218L129 216V211H131V209H135V210H139V211H141L143 214H145V213H147V212H149L152 208H154V206H151L152 208H150V203H152V202H154L155 200V196H156V199H157V196L158 195H160V194H158V195H154V191H152L151 190V185H152V180H151V177L148 175V174H146V172L145 171H143V172H145L144 174H143V172L142 173H140V174H136V176L135 177H133V179L130 181V180H127L126 179V177H125V172H127V171H130V170H133V169H135L137 166H138V163L141 161V160H143V159H152V158H161L162 160H163V158H164V160H165V162H167L168 163V165H167V167L166 166H164V165H162L161 167H162V171H163V175H165V177H167L168 179H174V180H176V181H185L186 183V185L184 184V190H183V192H184V194H183V196H182V198H181V201H180V203H178V201H179V199H176L175 198V200H177V204H173V202H172V200H171V202L172 203H169L166 207H167V209H168V211H169V217L170 218H172V220H173V217L174 216H176V214L178 213L179 214V210H180V208H178V206H179V204H181V206H182V204L184 205L183 206V209H182V213H184L187 217H188V219L190 218H192L193 220H194V223H195V213H194V206H195V204L197 203V199H196V197H193V194L195 193V192H198V191H206V190H208L209 192H210V194H213L214 193V189H215V187H217L218 185L220 186H224L223 188L225 189L226 188V191H224V193H226V192H228V193H230V194H233L234 196H235V199H236V197H237V199H238V197L240 198V194H241V192H242V189L241 188H238V189H236V188H233L231 185H229L230 184V182H228V178H227V173H228V170H230V169H228V167L226 168V166H224L225 164H223V167L221 166L220 167V165H222L221 163L220 164H218V162L216 163L217 164V166L219 165V168L217 169V170H214V171H212L211 170V166L212 167H215L214 166V164H213V160L215 159V158H213V155L212 156H205L204 155V151L202 150V151H200V152H197L198 153V156H197V159H196V162L194 163L193 161H192V157L191 156H189V157H186L185 158V160L184 161H182L183 162V167H185V170L188 172V174L190 175V176H196V175H198V174H200V173H203V174H216V176H214V178L212 177V179L210 178H208L207 180H205L204 181V183H203V181H202V183L200 184V185H197L198 186V188H197V190H194L193 189V186H192V184L190 183V182H188V181H186V176H184L182 173L183 172H181V170H180V166H179V160H178V158L176 157V155H174V154H172L170 151H169V149H167V147H166V145L165 144H163V151H161L160 150V148L159 147H157V144H158V142L154 139L155 137H156V135H157V132H155V128H152V125H151V123H153L154 124V122H149V120H147V118L145 117V118H142L141 117V115H140V118H139V123ZM218 122H220V123H218ZM96 123V122H95ZM114 123V122H113ZM155 123H156V121H155ZM158 123V122H157ZM213 123V124H214ZM72 124V123H71ZM73 124H75V123H73ZM72 124V125H73ZM81 124V125H82ZM204 124V123H203ZM218 124V125H217ZM131 125V124H130ZM136 125V124H135ZM157 125H159V124H157ZM178 125V124H177ZM8 126H9V124H8ZM156 126V125H155ZM78 128V127H77ZM153 129H155V130H153ZM40 130V131H39ZM88 130H91V132H92V134H93V136L92 137H94L92 140L90 139V140H88L87 139V137L85 136V134H86V132L88 131ZM147 130V129H146ZM200 130V129H199ZM236 130V129H235ZM238 130V129H237ZM2 131V130H1ZM0 131V132H1ZM42 130H41V128L40 129H38V132L37 133H39L40 134V132H41ZM119 131H121L122 133H124L123 135H125V133H127L128 135L129 134H131L130 136H136L135 134H137L138 133V135L140 136V132H135V133H132V131H130V128H129V124L128 123H124V126L123 127H121L120 128V130ZM239 131V130H238ZM7 132V131H6ZM43 132V131H42ZM63 132H65V131H63ZM2 133V134H1ZM0 133V139L2 138V136H4V131H2ZM36 133V134H37ZM121 133V134H122ZM147 133V134H148ZM63 134V133H62ZM61 134V135H62ZM91 134V133H90ZM146 134V135H147ZM38 135V134H37ZM37 135H35V136H37ZM53 135H56V136H58L57 134H53ZM52 135V136H53ZM65 135H67V134H65ZM122 135V136H123ZM169 135V134H168ZM229 136H232V135H230V133L228 134ZM34 136V137H35ZM126 136V135H125ZM181 136V135H180ZM172 137V136H171ZM45 138H48V137H45ZM44 138V139H45ZM174 138V137H173ZM3 139V138H2ZM43 139V140H44ZM161 139H163V138H161ZM171 139V138H170ZM179 138H177V140H178ZM187 139V138H186ZM185 139V137L183 138H181V144H182V146H184V147H187V148H189V150H188V152L190 151V153H193V154H195L194 152L195 151H197L196 150V148L194 147V146H189L188 145V141ZM5 140V139H4ZM34 140V139H33ZM111 140V142H112V145H113V139H110ZM167 140H169V137H168V139ZM176 140V141H177ZM1 141V140H0ZM147 141V142H146ZM123 143V142H122ZM114 144H116V143H114ZM137 144H138V147H136L137 146ZM4 145V144H3ZM209 144H207V146H208ZM1 146V145H0ZM140 146V147H139ZM210 146V145H209ZM239 146V145H238ZM26 147V148H25ZM110 147V146H109ZM115 147H117V146H115ZM135 147V148H134ZM206 148H208V147H206ZM235 148V147H234ZM237 149H239L238 147H236ZM31 149V148H30ZM113 149V148H112ZM207 150V149H206ZM23 152H25V151H23ZM28 152H31L30 150L28 151ZM115 153V152H114ZM186 153H187V151H186ZM185 153V154H186ZM205 153L206 154H209V155H211L210 153H208V152H206L205 151ZM217 153V152H216ZM106 156H105V155ZM110 156V155H109ZM231 156V155H230ZM108 157V156H107ZM226 157V156H225ZM196 158V157H195ZM241 158V157H240ZM239 158V159H240ZM216 159H217V157H216ZM216 159L214 160V161H216ZM222 159V157L221 158H219L218 160H221ZM226 159V158H225ZM227 159L228 160H230L231 158L228 156L227 157ZM235 159V158H234ZM148 160V161H149ZM163 160V161H164ZM223 160H224V158H223ZM35 161V160H34ZM148 161H147V163H148ZM235 161V160H234ZM234 161H233V163H234ZM90 162V163H89ZM181 162V163H182ZM222 162V161H221ZM225 162H226V160H225ZM145 163V162H144ZM180 163V164H181ZM229 163V162H228ZM231 163V162H230ZM229 163V164H230ZM39 164V163H38ZM215 164V165H216ZM226 164H227V162H226ZM49 165V164H48ZM231 165V164H230ZM38 166V165H37ZM234 166V165H233ZM233 166H231V167H233ZM9 167V166H8ZM12 166H10V168H11ZM182 167V166H181ZM8 169L7 171L9 172V170H13V169ZM50 169V170H51ZM213 169V168H212ZM228 169V170H227ZM122 171V175H118V173H117V171ZM226 170H227V172H226ZM4 171H6V170H4ZM6 171V172H7ZM161 171V172H162ZM12 172V171H11ZM46 172V171H45ZM5 174V173H4ZM162 174V173H161ZM0 176L2 177L3 176V174L1 175L0 174ZM189 176V177H190ZM0 177V178H1ZM16 177V176H15ZM188 177V178H189ZM216 177V178H215ZM155 179V178H154ZM213 179H215L214 181H216V182H214L213 181ZM237 179V182L239 181H241L243 178H241V180H240V177H239V179L238 178H236ZM97 180V179H96ZM209 180H211V181H209ZM171 181V180H170ZM207 181H209V182H207ZM213 181V182H212ZM212 182V183H211ZM243 182H244V179H243ZM16 183V182H15ZM136 183H138L137 184V186L135 185L134 186V184H136ZM229 183V184H228ZM256 184L254 185L256 188H259V189H257V190H260L261 189V187H264V185H262V184H260V183H258V182H255ZM32 184V183H31ZM194 184V183H193ZM196 184V183H195ZM241 185L243 184V183H240ZM20 185V186H21ZM244 186L246 185V184H243ZM242 185V186H243ZM253 185V184H252ZM254 187V188H255ZM256 188L254 189V190H256ZM246 189H249V187H247ZM25 190V189H24ZM78 190V189H77ZM250 190V189H249ZM252 190H253V188H252ZM252 190H250V191H252ZM256 190V191H257ZM109 191V192H110ZM18 192V191H17ZM20 192V191H19ZM18 192V193H19ZM21 192H22V190H21ZM77 192V191H76ZM122 192V191H121ZM220 192V191H219ZM261 192V191H260ZM17 193V194H18ZM43 193V192H42ZM126 193V192H125ZM159 193V192H158ZM221 193V192H220ZM258 193H259V191H258ZM41 194V193H40ZM119 194H123V192L122 193H119ZM192 194V195H191ZM215 194H217V192L215 193ZM214 194V195H215ZM227 194V193H226ZM107 195V194H106ZM195 195V194H194ZM222 195H223V193H222ZM4 196V195H3ZM2 196V197H3ZM108 196V195H107ZM192 196V197H191ZM219 196V195H218ZM42 197V196H41ZM104 198H105V196H104ZM107 198V197H106ZM198 198V197H197ZM211 198H212V195H211ZM210 197H209V199L210 200H212ZM173 200H174V196H173V198H172ZM101 200H103V199H101ZM260 200H261V202L264 204V197H262V195H261V193H260ZM234 201V200H233ZM232 201V202H233ZM2 203V202H1ZM98 203H100V202H98ZM92 204H94V203H92ZM101 206H102V208H101V215H100V218H99V220L98 221H90L89 223H88V226H90V227H92L91 228V230L93 229L94 230V228L95 227H97V228H100V229H102L99 233L100 234H106V233H108L109 232V226H108V224H106V222L108 221V219H109V216H110V214L108 213V210H107V205H108V201L107 200H103L101 203ZM39 205V204H38ZM95 205V204H94ZM261 205V204H260ZM41 206H39V207H41ZM237 205H235L234 207H236ZM257 206V205H256ZM29 206H27V208H28ZM35 207V206H34ZM156 208H157V214L155 215V217L156 218H158V216H159V206L157 207V206H155ZM36 208H37V206H36ZM36 208H34V209H32V211H35L36 210ZM99 208V209H100ZM240 208V207H239ZM262 208H264V207H262ZM55 209V210H56ZM238 209V208H237ZM42 210V211H43ZM258 210V209H257ZM57 211V210H56ZM55 211V212H56ZM85 211V210H84ZM154 211V210H153ZM240 211H241V209H240ZM40 213H41V211H39ZM152 212V211H151ZM239 213H241V212H238V214ZM252 212H250L249 213V216H250V214H251ZM25 214V213H24ZM148 214V213H147ZM181 214V213H180ZM237 214V213H236ZM246 214V213H245ZM0 215H3V214H0ZM23 215V214H22ZM244 215V214H243ZM4 216V215H3ZM26 216V215H25ZM28 217L27 218H25V219H28L29 218V215H27ZM247 216V217H246ZM247 214L246 215H244L243 216V218L244 217H246V218H242V220L243 221H248V224L250 225V223L252 224V221L250 220L251 218L249 217ZM187 217H186V219H187ZM4 218V217H3ZM76 218V217H75ZM175 218V217H174ZM185 218V217H184ZM9 219H11V218H9ZM77 219V218H76ZM198 219V218H197ZM196 219V220H197ZM171 220V219H170ZM251 222H250V221ZM37 221V220H36ZM11 222H13L14 223V221L13 220H11ZM46 222V221H45ZM17 223V222H16ZM15 223V224H16ZM33 223V222H32ZM246 223V222H245ZM4 224H7V223H4ZM20 224V223H19ZM247 224V223H246ZM34 225V224H33ZM5 226V225H4ZM16 226H17V228H14L13 230L12 229H10V230H12V231H8V230H5L4 228H2V227H0V245L1 246H3V248L2 247H0V249L2 248V250H0L1 251V253H0V264H20L18 261L16 262V260H15V258H14V255L18 252V254L19 253H21L25 258H26V256H27V258H26V262H25V264H42V261H44L46 258H48V257H46L47 256V254H46V252H45V250H44V252H43V255H41V254H39V253H37L36 251H34L32 248H31V246L29 245V246H27L28 247V252L27 251H25L24 252V250H26V249H22L21 248V243H22V241H21V234H23L24 236H26V237H28V238H31V236L33 235V233H34V230H32L33 228H31L30 227V225L28 224V225H24V226H29V229L27 230V229H25V230H27L28 232H25V230L24 229H22V227H20L19 225H18V223L16 224ZM22 226V225H21ZM196 226V225H195ZM194 226V227H195ZM11 227V226H10ZM18 227H20L19 229H18ZM192 227H193V225H192ZM246 227V226H245ZM96 228V229H97ZM40 229L42 230V228L40 227ZM39 229V231H41ZM45 229V228H44ZM36 230V229H35ZM194 230H195V228H194ZM232 230V229H231ZM30 231V232H29ZM36 231H38V228H37V230ZM99 231V230H98ZM197 231V230H196ZM77 232H79V233H77L76 234V237H78V239H77V243H79V244H82L84 241H86L89 237H90V235H88V234H86V233H82L80 230H78ZM81 232V233H80ZM202 231L200 230V233H201ZM91 233V232H90ZM202 233H205L204 231L202 232ZM94 234V233H93ZM128 233H126V235H127ZM199 233H197V235H198ZM233 234V233H232ZM99 235V234H98ZM125 235V236H126ZM201 235H203V234H199L198 236H195V237H200ZM231 235V234H230ZM229 234H228V236H230ZM75 236V235H74ZM118 236V235H117ZM235 236V235H234ZM233 236V237H234ZM250 236H251V232H250V230H249V227H247L246 229L244 228V230H243V233H242V237L241 238H245V239H249L250 238ZM202 237V236H201ZM233 237H231V238H233ZM247 237V238H246ZM249 237V238H248ZM114 238H116V237H114ZM118 238V237H117ZM203 238V237H202ZM198 239V238H197ZM126 240V239H125ZM127 241V240H126ZM197 241V240H196ZM214 242V241H213ZM212 242V243H213ZM212 243H210V245L212 244ZM127 245L129 244V242L128 243H126ZM204 244H205V242L203 241V240H198V242H196V244H195V250L193 251L194 253L193 254H195V255H197L201 250H202V248H203V246H204ZM129 246V245H128ZM127 246V247H128ZM126 247V248H127ZM14 249H16V251L15 252H13V250ZM89 249V248H88ZM87 249V250H88ZM20 250H23V251H20ZM94 250V249H93ZM3 251H5L6 253H7V255L5 254V256H1L2 255V253H3ZM29 252H30V254H29ZM32 252V253H31ZM10 253V254H9ZM13 253V254H12ZM26 253V254H25ZM60 253H58L57 254V256L59 255ZM210 254V253H209ZM26 255V256H25ZM34 256L35 257H37L38 259H37V261H35L34 262ZM49 256V255H48ZM51 258V257H50ZM109 259V258H108Z\"/></svg>",
    "mask_w": 264,
    "mask_h": 264
},
{
    "label": "snow or ice",
    "instance_id": "3",
    "mask_svg": "<svg viewBox=\"0 0 264 264\" xmlns=\"http://www.w3.org/2000/svg\"><path fill=\"white\" fill-rule=\"evenodd\" d=\"M8 9L4 13L3 20L7 24L9 17L12 16V9L15 7L17 9V14L19 9L28 7L32 8V5H20V6H10L4 5ZM133 5H122L114 4L112 9L114 12L123 11L127 9L134 8ZM147 8H178L181 11L187 12L183 23H191L192 21H199L203 23L205 20L211 19L215 22H219L217 17L228 13V15H236V12L230 11L231 9L239 8L240 12H244L246 5H234V4H220L217 6L214 3H185L181 5H145ZM216 10V15L212 14V10ZM207 10V11H205ZM194 13V14H193ZM14 20L15 17H12ZM257 28L260 31V35L253 39V34L250 33L248 37L244 40V47L241 49L242 52L250 53L254 58L259 62L261 80L264 81V4L261 5V19L260 23L257 25ZM160 44L165 42L164 37L171 39L173 33L161 32ZM243 35V31H241ZM16 33L8 32L6 39H15ZM7 79V78H6ZM259 100H256L254 96L252 98V103L259 105L258 111L260 113V118L257 120L251 119V117L241 116V121H246L242 124V127L239 131V135L234 137L233 142L239 145L238 155L243 157L242 163L244 165L252 164L256 160L260 161L259 167L261 171L259 173V180L262 185H264V83L260 84V89L258 92ZM166 99V97H165ZM198 99V97H193V100ZM131 101H128L130 103ZM185 97L183 95H177L174 99L169 102V107L173 109L179 108L185 103ZM192 106L190 105V108ZM257 114V109H254L252 116ZM142 118H147L149 122L154 119L153 116L149 115L148 111L140 113ZM184 113H181L183 116ZM179 117L177 120L179 121ZM155 126V125H153ZM174 131L173 128L161 125L157 128V135L154 138L158 144L157 147L163 151L164 140L168 139V134ZM163 138V139H161ZM167 167V165H165ZM254 171V169H252ZM256 178L253 177L250 179L248 186H251V183H254ZM262 197H264V187L260 189ZM8 195H11L10 193ZM264 207V205H262ZM9 212L16 213V202L15 200H10L5 198L3 203H0V214L5 216V223H11L7 219V214ZM255 215V213H253ZM27 231V230H25ZM250 231H255V229H250ZM264 232V229L261 230ZM161 235H166V232H162ZM138 238V237H137ZM76 237H73L71 234L64 237L61 236L58 232L53 231H36L33 233L31 238H28L21 234V241L31 246V248L37 253L43 255V252L46 248L55 249L60 253V255L53 254V258H46L42 261V264H264V244H261L258 249H255L254 245H247L245 249L241 252V255L238 259L228 261L223 258L220 248H213L205 242L202 250L197 254L195 260L188 259L184 256H178L176 253L177 244L173 240H160L159 243L156 240L150 239L145 245L140 247L141 256L137 257L135 260H129L126 252L121 251L123 248L121 244L120 247L112 245V251L109 253L107 251L108 246L104 245L101 249L94 252H89L83 244L77 243ZM159 239V236L157 237ZM261 239H264V235L261 236ZM256 243H259L257 241ZM248 248H253L254 251L248 252ZM211 253V254H209ZM247 253L250 257L248 260H244V254ZM112 255V259L109 261L107 259H99L100 256Z\"/></svg>",
    "mask_w": 264,
    "mask_h": 264
}]
</instances>
